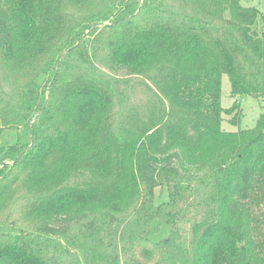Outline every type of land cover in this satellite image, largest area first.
Returning <instances> with one entry per match:
<instances>
[{"label":"trees","instance_id":"trees-1","mask_svg":"<svg viewBox=\"0 0 264 264\" xmlns=\"http://www.w3.org/2000/svg\"><path fill=\"white\" fill-rule=\"evenodd\" d=\"M241 1L0 0V264H264V115L221 126L223 76L264 100Z\"/></svg>","mask_w":264,"mask_h":264},{"label":"rangeland","instance_id":"rangeland-1","mask_svg":"<svg viewBox=\"0 0 264 264\" xmlns=\"http://www.w3.org/2000/svg\"><path fill=\"white\" fill-rule=\"evenodd\" d=\"M244 7H256L264 15V0H242ZM222 107L229 110L234 104H237L232 113L222 114V129L224 131H237L238 129L254 128L258 119L264 115V100H259L254 97H233L231 95V83L227 75L222 79ZM236 115V118L233 117ZM234 122V123H233ZM80 181V180H78ZM157 195L162 194V189L156 190ZM167 197L164 191V198ZM166 230H164L165 234ZM162 233V234H163Z\"/></svg>","mask_w":264,"mask_h":264}]
</instances>
